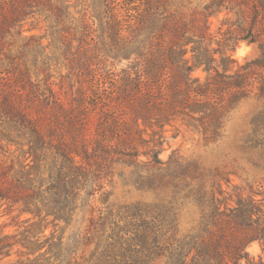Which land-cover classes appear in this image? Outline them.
<instances>
[{
    "label": "trees",
    "instance_id": "16d2710c",
    "mask_svg": "<svg viewBox=\"0 0 264 264\" xmlns=\"http://www.w3.org/2000/svg\"><path fill=\"white\" fill-rule=\"evenodd\" d=\"M249 101L234 142L260 175L161 158L183 129L220 147ZM118 181L137 197L110 202ZM254 242L264 0H0V264H264Z\"/></svg>",
    "mask_w": 264,
    "mask_h": 264
},
{
    "label": "rangeland",
    "instance_id": "374dc122",
    "mask_svg": "<svg viewBox=\"0 0 264 264\" xmlns=\"http://www.w3.org/2000/svg\"><path fill=\"white\" fill-rule=\"evenodd\" d=\"M214 24L213 27L217 28L220 24L217 18H213ZM239 49H243L242 52H239ZM254 51V46L242 42L240 46L234 51V57L243 62L245 57L252 54ZM196 75L201 77L205 76V72L201 69L197 70ZM259 107L258 103L255 101H249L243 104L237 112L234 113L231 122L228 125L229 138L220 146H205L202 141H199L198 138H195L190 132L185 129L176 136L172 137L170 132V137L168 143L165 144V149L161 153V158L167 160L171 152L176 149L184 157L185 160H199L203 162L206 166H221L234 169L237 167H245L250 174L251 179L255 176H258L262 173L261 170H258L253 167L251 162L247 159L246 155L237 148L235 144V138L240 134V131L245 128L252 116V113ZM236 182H240V178L234 176ZM112 191L111 196L109 197L110 202H120L123 200H130L136 198L137 194L135 192L127 193L125 187L122 185L121 181H118L114 187L110 188ZM88 224V214L86 211L82 212L77 220L70 224V226L65 230V236H73L79 229H84ZM15 228L9 226L6 230L13 231ZM248 251L251 255L259 257L260 255L264 256V246L259 242H254L248 247ZM14 260L18 259V256L15 254L12 257ZM15 264V263H13Z\"/></svg>",
    "mask_w": 264,
    "mask_h": 264
},
{
    "label": "bare ground",
    "instance_id": "6f19581e",
    "mask_svg": "<svg viewBox=\"0 0 264 264\" xmlns=\"http://www.w3.org/2000/svg\"><path fill=\"white\" fill-rule=\"evenodd\" d=\"M243 51V49H239V52H242Z\"/></svg>",
    "mask_w": 264,
    "mask_h": 264
}]
</instances>
